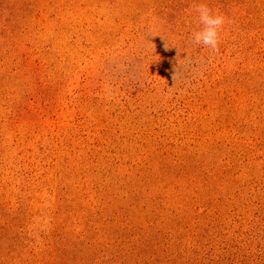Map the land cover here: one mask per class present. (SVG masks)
Masks as SVG:
<instances>
[{
  "label": "rangeland",
  "instance_id": "1",
  "mask_svg": "<svg viewBox=\"0 0 264 264\" xmlns=\"http://www.w3.org/2000/svg\"><path fill=\"white\" fill-rule=\"evenodd\" d=\"M0 264H264V0H0Z\"/></svg>",
  "mask_w": 264,
  "mask_h": 264
},
{
  "label": "clouds",
  "instance_id": "2",
  "mask_svg": "<svg viewBox=\"0 0 264 264\" xmlns=\"http://www.w3.org/2000/svg\"><path fill=\"white\" fill-rule=\"evenodd\" d=\"M195 11L199 26L190 35L191 44L208 49L210 55L218 54L226 17L207 3L196 5Z\"/></svg>",
  "mask_w": 264,
  "mask_h": 264
}]
</instances>
